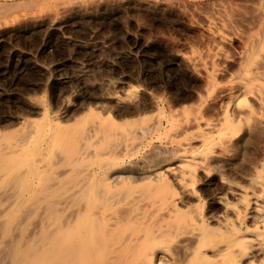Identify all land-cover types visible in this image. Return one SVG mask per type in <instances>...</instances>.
Masks as SVG:
<instances>
[{
  "label": "rangeland",
  "instance_id": "obj_1",
  "mask_svg": "<svg viewBox=\"0 0 264 264\" xmlns=\"http://www.w3.org/2000/svg\"><path fill=\"white\" fill-rule=\"evenodd\" d=\"M133 128L144 134L123 155ZM188 160L198 167L183 184ZM263 161L264 0H0V264H140L162 223L176 234L158 254L190 263L196 238L181 229L200 213L213 240L225 217L239 224L218 197L243 214ZM168 180L185 210L171 219L159 211ZM152 208L169 223L148 220ZM54 231L92 240L80 234L69 249L60 235V252Z\"/></svg>",
  "mask_w": 264,
  "mask_h": 264
},
{
  "label": "bare ground",
  "instance_id": "obj_2",
  "mask_svg": "<svg viewBox=\"0 0 264 264\" xmlns=\"http://www.w3.org/2000/svg\"><path fill=\"white\" fill-rule=\"evenodd\" d=\"M259 43V42H258ZM259 53V52H258ZM263 53V52H262ZM226 116V115H225ZM228 116H230V115H228ZM226 118H227V116H226ZM232 118V117H231ZM235 119V118H234ZM226 120V119H225ZM229 120V119H228ZM198 121V120H197ZM234 121V120H233ZM228 122H230V120L228 121ZM232 122V121H231ZM206 125L207 126H209L210 125V122L208 121V122H206ZM232 125V124H231ZM169 126H171V124H169ZM210 127V126H209ZM49 128V127H48ZM47 128V129H48ZM142 128H144V126L142 127ZM146 128V127H145ZM151 128H152V126H151ZM240 128V127H239ZM94 129V128H93ZM108 130V129H107ZM125 130V129H124ZM147 130H149V128L147 127ZM230 130V129H229ZM46 131V130H45ZM231 131V130H230ZM234 133H236V130H234L233 131ZM44 133V132H43ZM144 133H143V131L140 129V128H133L132 130H130L128 133H126V135H125V140H124V145H123V147H121V150H122V154L123 155H126V152H128L127 154H129V152H130V150H133V148H134V150L136 149V147H138V146H135V142H138V141H140L141 139V136H140V138H138V136L139 135H143ZM202 134V133H201ZM49 136V135H48ZM98 136V135H97ZM149 136V135H148ZM138 138L139 140H137V141H135L136 139L135 138ZM49 139V138H48ZM203 139V138H202ZM53 140V139H52ZM33 141V140H32ZM33 142H35V141H33ZM37 142V141H36ZM141 142V141H140ZM167 142V141H166ZM165 142V143H166ZM38 143H41V140H40V142H38ZM122 143V142H121ZM35 145V144H34ZM137 145H139L140 146V143L138 144L137 143ZM27 146V145H26ZM120 146H121V144H120ZM205 146V145H204ZM209 146V145H208ZM34 147V146H33ZM177 147V146H176ZM14 148V147H13ZM35 148V147H34ZM163 148V147H162ZM165 148H166V146H165ZM187 148V147H186ZM210 148V147H209ZM39 149V148H38ZM24 150V149H23ZM172 150V149H171ZM175 150V149H174ZM15 151V150H14ZM19 151V150H18ZM124 151V152H123ZM142 151V150H141ZM170 151V150H169ZM181 151V150H180ZM3 152V151H2ZM22 152V151H21ZM25 152V151H24ZM158 152V151H157ZM109 153V152H108ZM159 153V152H158ZM192 154V153H191ZM3 155V154H2ZM136 155V154H135ZM172 155V154H171ZM181 155V154H180ZM194 155V154H193ZM202 155H204V154H202ZM177 156V155H176ZM190 156H192V155H189V157ZM137 157V156H136ZM142 157V156H141ZM184 157H186V156H184ZM205 157V156H204ZM5 158H6V156H5ZM7 158H8V156H7ZM157 158V157H156ZM164 158V157H163ZM181 158H183V157H181ZM193 158V157H192ZM106 159V158H105ZM184 159V158H183ZM186 159V158H185ZM190 159V158H189ZM9 160V159H8ZM118 160V159H117ZM123 160V159H122ZM143 160V159H142ZM155 160V159H154ZM153 160V161H154ZM180 160H182V159H180ZM191 160V159H190ZM190 160H188L189 161V163H190ZM166 161V160H165ZM178 161V160H177ZM188 161L186 162V163H188ZM194 161H197L196 159L194 160ZM193 161V162H194ZM201 161H203V160H201ZM201 161L199 160V163H197V162H195V163H197V164H200L201 163ZM8 162V161H7ZM193 162L191 161V163L190 164H192V166H190V164H189V166H186L187 164L185 163V162H182V163H184V166H183V164H182V167H180V170H181V168H182V170H181V178H179V179H181V182L184 184V182H183V180L184 179H186V176H192V177H194L193 175L195 174V172H196V169H197V167H198V165H197V167H195V165L193 166ZM19 163H21V162H19ZM23 163V162H22ZM30 163V162H29ZM144 163V162H143ZM179 163H180V161H179ZM194 163V164H195ZM208 164V163H207ZM102 166V165H101ZM200 166V165H199ZM203 166V165H202ZM208 167H210V166H208ZM37 168V167H36ZM204 168V167H203ZM260 170L258 171V174L255 176V177H253V178H251L250 179V183H249V187L248 188H244V190H243V193H244V195L242 196V204H243V202H244V206H243V210H244V212H243V214H242V212H241V210L240 209H237L233 204H231L230 202H228V201H223L222 202V200H223V197L222 196H219L218 198H219V202L220 203H222L223 205H224V207L225 208H228V210H229V208L230 207H232L234 210V212H236L235 214H237V218L240 220H238V222H239V224H237V225H235V223H233L234 221L233 220H231V222L228 220V218L227 217H225L226 218V220H225V223H224V225H222V230L219 228V225H217V232H218V230H221V231H223V229H227L226 231H223L222 233H221V231L220 232H218V234L219 233H221L220 234V238H217L218 236L217 235H215L214 234V236H215V238H217L216 240H213V238H211V233L213 232L212 230H214V225H212V223H211V226L213 227H211V226H209V224L210 223H208L209 221H208V219H205V217L203 218V216H201L202 214L200 213V216H199V214H197L198 215V217H200V219H198V218H196L197 217V215L196 216H194L195 218H193V217H191V215L189 216H187V214H189L188 212H187V214H186V218L187 219H189L190 217V219L188 220L189 222L188 223H186V221H185V223H186V227L185 228H183V229H181V230H187L186 232H191L192 233V236L194 235V237L196 238V241H195V247H194V254L193 255H191V257H193V256H195V260L194 261H192V262H187V264H215L216 263V261H218L217 262V264H243V262H247L248 264H264V161L260 164ZM85 169V168H84ZM107 169V168H106ZM142 169V168H141ZM100 170V169H99ZM103 170L104 169H102V170H100V171H94L95 173L94 174H99L100 176H102V174H103ZM147 170V169H146ZM145 170V171H146ZM107 171H109V170H107ZM34 172V171H33ZM173 172V171H172ZM207 172V171H206ZM35 174H33V176H34ZM163 175V174H162ZM87 176V175H86ZM163 176H166V175H163ZM167 177V176H166ZM166 177L163 179V180H165L166 179ZM102 178V177H101ZM112 178V177H111ZM195 178V177H194ZM168 179V178H167ZM167 179H166V181H167ZM104 180L106 181L107 180V178L105 177L104 178ZM189 180L187 179V182H188ZM220 181L221 182H225V183H230L229 182V180H227V179H225V177H222L221 179H220ZM170 181L168 180V183H169ZM180 182V183H181ZM191 182V181H190ZM87 183V182H86ZM106 184L108 183V182H105ZM168 183H166V184H168ZM83 184V183H82ZM163 184V183H162ZM165 184V183H164ZM170 184V187L172 186L171 185V182L169 183ZM191 184V183H190ZM232 184V183H231ZM85 185V184H84ZM185 185H186V183H185ZM79 186V185H78ZM163 186V185H162ZM188 186V185H187ZM193 186L194 185H192V187L190 186V187H188L189 188V190H191V191H194V188H193ZM240 186V185H239ZM242 186V185H241ZM95 187V186H94ZM170 187H169V189H170ZM173 187V186H172ZM228 187V186H227ZM164 188V187H163ZM168 188V187H167ZM85 189V188H84ZM93 189H95V188H93ZM235 189V188H234ZM242 189V188H241ZM77 190V189H76ZM88 190H90V188H88ZM159 190V189H158ZM232 190V189H231ZM102 191V190H101ZM104 191V190H103ZM106 191V190H105ZM154 191V190H153ZM153 191H152V193H153ZM168 191V190H167ZM78 192H79V190H78ZM99 192V191H98ZM161 192V191H160ZM117 193V192H116ZM156 193V192H155ZM157 193H159V192H157ZM169 193V192H168ZM192 193H194V192H192ZM240 193V192H239ZM79 194V193H78ZM98 194V193H97ZM106 194H107V192H106ZM151 194V193H150ZM149 194V195H150ZM164 194V190H163V193L161 192V195L160 196H158V198L159 197H161L162 195ZM77 196V195H76ZM151 196V195H150ZM149 196V197H150ZM153 196H154V194H153ZM152 196V197H153ZM236 196V195H235ZM118 197V196H117ZM148 197V200H151L150 198ZM155 197H156V195H155ZM155 197H154V200H155ZM163 199H164V197L166 198L164 201H163V199H162V201H160L161 202V206L160 205H158V204H156L155 206H156V208H157V206H158V208H159V206H160V209H159V211L161 212V211H164L165 212V214L166 213H168L169 214V219H171V217L172 216H174L175 215V213L176 212H178L179 211V209L181 208V207H179V205H178V201H179V199H180V193L179 192H177L175 189H174V187L173 188H171V191H170V194H168V196L166 197V194H164L163 196ZM238 197V196H237ZM87 198V197H86ZM101 198H103V197H101ZM157 197H156V203H157V201H159L160 199H158ZM84 199V198H83ZM105 199V198H104ZM124 199V198H123ZM158 199V200H157ZM241 199V198H240ZM87 200V199H86ZM140 200V199H139ZM144 200V199H143ZM98 201V200H97ZM99 202V201H98ZM152 202H153V199H152ZM80 203V202H79ZM140 203V202H139ZM159 203V202H158ZM235 203V202H234ZM38 204V203H37ZM103 204V203H102ZM138 204V203H137ZM155 204V203H154ZM154 204H150V205H152V207L154 206ZM238 204V203H237ZM133 205V204H132ZM222 205V206H223ZM90 206V205H89ZM97 206V205H96ZM101 206H103V205H101ZM132 207V206H131ZM91 208V207H90ZM101 208V207H100ZM139 208V207H138ZM155 208V207H154ZM155 208V209H156ZM158 208H157V212H158ZM179 208V209H178ZM140 209V208H139ZM93 210V209H92ZM92 210L91 209H88V210H86L87 211V216H89V218H91L92 219ZM99 209H97V211H98ZM138 210V209H137ZM152 211H153V213H154V209L152 208L151 209ZM185 211V210H183L182 208L180 209V211ZM85 211V212H86ZM97 211H95L96 213H102L100 210L97 212ZM167 211V212H166ZM189 211V210H188ZM94 212V213H95ZM156 211H155V213H157ZM202 212V211H201ZM99 213V214H100ZM104 213V212H103ZM131 213V212H130ZM152 212L150 213V218L148 219V220H150V219H152L153 218V216H157V214H153ZM163 212H161V214H162ZM186 213V212H185ZM181 214V213H180ZM179 214V215H180ZM183 214V213H182ZM101 215V214H100ZM151 215H153L152 217H151ZM162 215H164V214H162ZM162 215H160L161 217H163V219H164V221L165 220H168V219H166V218H164V216H167L168 217V215L166 214V215H164V216H162ZM103 216V215H102ZM130 216L132 217V215L130 214ZM137 216V215H136ZM141 216V215H140ZM155 216V217H156ZM159 216V217H160ZM178 216V215H177ZM183 215H181V216H179V217H177L176 219L175 218H172L173 219V222L175 221L176 223H178L179 221L178 220H180V219H178V218H180V217H182ZM192 216H193V214H192ZM105 217V216H104ZM103 217V218H104ZM158 217V216H157ZM156 217V218H157ZM158 217V218H159ZM247 217H252V223H245V219L247 218ZM78 218V217H77ZM83 218V217H82ZM93 218H94V216H93ZM102 218V217H101ZM134 218V217H133ZM138 218V217H137ZM140 218V217H139ZM153 219V220H155V222L156 223H158L159 225L161 224L160 222L161 221H159V219ZM185 218V217H184ZM230 218V217H229ZM88 219V218H87ZM95 219V218H94ZM98 219V218H97ZM106 221H105V220ZM104 219H102L103 220V222L105 223V222H107V218H104ZM183 219V218H182ZM250 219V218H249ZM98 220H100V219H98ZM145 220V219H144ZM156 220H158L159 222H157ZM84 221V220H83ZM88 220H86V222H87ZM92 221V220H91ZM119 221H120V219H119ZM122 221V220H121ZM172 221V220H171ZM178 221V222H177ZM184 221V220H183ZM182 221V222H183ZM216 221H217V219H216ZM103 222H100V224H103ZM154 222V223H155ZM165 222H168L169 223V221H165ZM181 222V224H184V222L182 223ZM78 223V222H77ZM85 223V222H84ZM90 223L91 222H89V225H90ZM153 223V222H152ZM151 222H149V224H150V226H152L153 228H154V223L152 224ZM107 224H109L108 222L106 223V224H103V226H107ZM149 224H145V228H148V227H146V225L148 226ZM152 224V225H151ZM163 224V223H162ZM161 224V227H159V228H157L158 229V231H156V235H154V237L155 238H153V240L154 239H156V238H159L160 239V242H161V239L163 240L164 238H166V236L168 235V239H169V237H171L173 234L172 233H175V232H173L172 231V233H171V228H170V226L172 227V225L171 224H169L168 226H169V229L167 228V229H164V228H166L167 226H163ZM180 224V223H179ZM178 224V226H182V225H179ZM220 224V223H219ZM78 225H80V223H78ZM88 225V226H89ZM92 225V224H91ZM98 226V225H97ZM105 226V227H106ZM150 226H149V228H150ZM157 226V225H156ZM155 226V227H156ZM174 226V225H173ZM176 226V225H175ZM73 227V226H72ZM74 227H78L77 226V224L76 225H74ZM73 227V228H74ZM85 226H83V229L85 230V228H87V230H88V228L89 227H85ZM108 227H109V225H108ZM221 227V226H220ZM73 228H69L70 230H68V229H66L65 228V230H68V234H70L71 233V236H73V235H76L78 232L76 231V229H74L77 233L76 234H73V232H71V229H73ZM82 228V227H81ZM94 227H90L89 228V230L91 229H93ZM176 228H178L177 226H176ZM175 228V229H176ZM186 228H188V229H186ZM78 229H80V228H78ZM100 229V227H98V229H95L94 228V230H93V232L94 231H96V230H99ZM105 229V228H104ZM103 228H102V230H104ZM134 229V228H133ZM150 229H151V232H150ZM149 229V231H147L148 229H146V230H144L143 229V232H144V236H145V238L143 239V241L141 242V243H143L144 244V246H145V244L147 245V244H152L148 239L150 238L151 240H152V237H153V233L155 232V230H156V228H154V231L152 232V228H150ZM172 229H174L173 227H172ZM64 230V229H63ZM108 230V229H107ZM176 230H178V229H176ZM175 230V231H176ZM181 230L179 229V231L181 232ZM73 231V230H72ZM75 231H74V233H75ZM79 231V230H78ZM106 231V230H105ZM112 231V230H111ZM178 231V232H179ZM56 231H54V233H55ZM64 235L66 234L65 232H63V231H61ZM80 232V231H79ZM83 232V231H82ZM89 232V231H88ZM88 232H86L88 235H89V233ZM103 232V231H102ZM142 232V231H141ZM145 232H146V234H148L149 232V235L152 233V235H151V237L149 236V235H147V237H146V234H145ZM148 232V233H147ZM167 232H169V233H171V236H170V234L168 233L167 234ZM184 232V231H183ZM189 232L188 233H184V235H186V234H189ZM59 234V235H54L55 236V238L56 237H58V239L56 238V240H55V238L53 237V239L55 240V242H56V244L58 243L59 245H58V248H57V246H55V244H54V241H53V239H52V244L54 245V247L56 248V250L57 249H61L60 250V252L61 251H64L65 249L67 250V248H69V245L68 244H70V242H71V244H72V246H71V244H70V246H71V248H69V249H72V247H73V241H75V239L76 238H74V240L72 241L70 238H66V240H68V239H70V240H68V242L65 240V238H63L64 236L63 235H61L60 234V232H56V234ZM91 233H92V231H91ZM138 233V232H137ZM190 233V234H191ZM67 234V236H69ZM73 234V235H72ZM81 234V233H80ZM80 234H78V236H77V239L76 240H78L79 238H80ZM84 234V236L86 237V235H85V232H83L82 234H81V238H84V236H82ZM96 233H94L93 235L96 237V235H95ZM100 234V233H99ZM108 234V233H107ZM131 234H132V232H131ZM176 234V233H175ZM182 234V232L180 233V235ZM189 234V235H190ZM217 234V233H216ZM62 236V239H64L65 240V242L64 241H61L60 243H64V244H66L65 245V247H67V248H65L62 244H60L58 241H59V236ZM87 235V236H88ZM140 235V234H139ZM178 235H179V233H178ZM66 236V235H65ZM66 236V237H67ZM90 236V237H89ZM88 236V238L89 239H91V237H92V235H89ZM142 236V234L140 235V237ZM144 236H142V237H144ZM175 236V235H174ZM217 236V237H216ZM79 237V238H78ZM133 237H134V235H133ZM149 237V238H148ZM173 237V236H172ZM87 237H86V239H88ZM148 238V239H147ZM166 238V239H167ZM214 238V239H215ZM73 239V238H72ZM89 239H88V241H87V243L89 244L90 242H89ZM134 240L135 239H137V241H138V238H133ZM140 239V238H139ZM147 239V241H148V243L145 241ZM79 240H81V239H79ZM92 240V239H91ZM84 241V240H83ZM85 241V242H86ZM133 241V240H132ZM136 241V242H137ZM156 241V240H155ZM159 241H158V243H160ZM78 243V242H77ZM84 243V242H83ZM140 243V244H141ZM153 243H156V242H154L153 241ZM152 244L151 246L152 247H150V245L148 246V247H150V249H146V250H142V252H144L143 254H142V256H140L142 259H140V257H139V259L137 258V260H140L141 261V263L140 264H166L165 263V261H164V258H162L158 253H160L161 251H160V244ZM79 244V243H78ZM86 244V243H85ZM85 244H83L84 245V247H83V249L85 248L86 249V247L87 246H85ZM87 244V245H88ZM100 244V243H99ZM138 245H136V247L138 246V248H139V243H137ZM143 244H141L140 245V249H141V247H144V246H142ZM62 247V248H64V250L62 249V248H60V247ZM106 246V245H105ZM129 246H130V244H129ZM128 246V247H129ZM91 248V246L90 245H88V247L87 248ZM132 247H133V245H132ZM131 247V248H132ZM135 247V248H136ZM148 247H144L143 249H145V248H148ZM79 248H82V247H79ZM190 248V247H189ZM193 248V247H192ZM52 249V248H51ZM68 249V251H70ZM78 249V248H77ZM82 249V250H83ZM93 249V248H92ZM101 249V248H100ZM99 249V250H100ZM126 249H128V252H134V248L133 249H131V251H129V249H130V247L129 248H126ZM140 249H139V251H140ZM49 250V249H48ZM55 250V249H54ZM65 250V251H66ZM81 250V249H80ZM79 250V251H80ZM82 250L80 251V252H82ZM88 250V249H87ZM124 250V249H123ZM44 251H47V250H44ZM52 252H53V254H52V256L54 255V257L55 256H57V258L55 259V261L54 262H57L56 260H58V258H60L62 255H61V253H57L56 255H55V251H53V250H51ZM50 251V252H51ZM136 251H137V253L140 255V253L138 252V250L136 249ZM188 251V250H187ZM55 252V253H54ZM72 252V250L70 251V253ZM84 252V251H83ZM83 252L81 253L82 255V257L83 258H85V256H83ZM85 252H86V250H85ZM95 252V251H94ZM97 252V251H96ZM127 251L125 252V254L126 253H128ZM163 252H165V251H163ZM192 252V251H191ZM62 253H64V252H62ZM65 253H68V252H65ZM64 253V254H65ZM70 253H68V256H69V254ZM136 253V252H135ZM193 253V252H192ZM191 253V254H192ZM85 254V253H84ZM125 254H124V256H122V257H125V260H127L128 258H129V260H131L130 259V257H128L127 259H126V257L128 256V254H126L127 256H125ZM134 253H132V254H129V255H133ZM161 254V253H160ZM59 255H61L60 257H59ZM121 255V254H120ZM81 256H79L82 260H83V258L81 257ZM137 256V255H136ZM258 257V259L256 260V259H254L255 257ZM164 257V256H163ZM190 257V254H189V259H192L193 260V258H191ZM79 258V259H80ZM132 258V257H131ZM133 258L135 259V257H134V255H133ZM132 258V260H133V262H134V259ZM197 258V259H196ZM43 259V258H42ZM65 259H67L68 260V257L67 258H65ZM80 259V260H81ZM69 260H71V259H69ZM86 260V259H85ZM124 260V261H125ZM89 261V260H88ZM139 261V262H140ZM189 261V260H188ZM169 262V261H168ZM135 263V262H134ZM138 263V261L135 263V264H137Z\"/></svg>",
  "mask_w": 264,
  "mask_h": 264
}]
</instances>
